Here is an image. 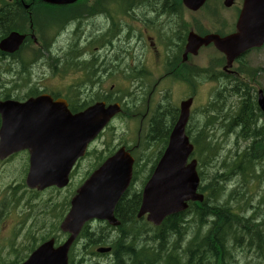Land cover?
<instances>
[{"label": "water", "instance_id": "1", "mask_svg": "<svg viewBox=\"0 0 264 264\" xmlns=\"http://www.w3.org/2000/svg\"><path fill=\"white\" fill-rule=\"evenodd\" d=\"M43 1L65 4L76 0ZM200 1L185 0V3L197 7ZM256 9L260 10L261 6L256 5ZM256 16L260 19V11H256ZM238 27L239 35L224 39L215 36L201 38L192 34L186 52L196 54L202 45L214 39L217 47L226 53L229 67L241 53L264 42V20L253 23V27L240 23ZM23 39L24 36L13 33L0 47L15 51ZM259 93V104L264 109V95L262 91ZM191 102L190 99L182 103V114L170 136L168 147L143 191L138 216L148 213V220L155 225H160L171 214L184 211L188 201L203 200V196L197 193V162L192 160L187 164L193 151V145L185 134ZM118 111L117 105L106 107L102 102L72 115L64 103L54 102L47 95L25 103L0 101V159L28 149L30 168L26 184L39 190L51 186L62 188L68 184L76 160L85 154L90 141ZM133 164V157L124 147L108 158L73 197L71 209L61 224V229L70 233L66 242L58 248L54 247V239L43 243L23 264H68L69 249L88 220L107 219L111 224L118 225L114 209L130 184ZM108 250L99 249L101 252Z\"/></svg>", "mask_w": 264, "mask_h": 264}, {"label": "flooded vegetation", "instance_id": "2", "mask_svg": "<svg viewBox=\"0 0 264 264\" xmlns=\"http://www.w3.org/2000/svg\"><path fill=\"white\" fill-rule=\"evenodd\" d=\"M245 1L203 0L193 8L184 0H78L61 5L39 0H0V36L14 28L18 31L25 25L30 27L35 20L45 22L49 18L51 29L55 31L48 42L46 67L50 77L72 68L85 70L88 74L85 82H92L98 91L104 89L106 82L109 90L145 91L150 92L149 97L153 92L170 91L175 87L195 93L202 85L199 77L202 64L195 60L199 54H184L190 34L201 37L213 34L220 38L236 34ZM64 33H70L65 40L74 34L76 39L66 43L64 52L57 53L56 47L60 48ZM204 49L211 50L205 63L213 77L209 82L215 83V88L232 86L230 75L237 71H225L226 56L214 43L202 46L200 51ZM262 49L264 46L247 51L234 64L238 66L246 56ZM23 56L24 53L21 59L26 63ZM18 64L20 68V60ZM34 66L29 63L30 69ZM20 71L24 75L29 70L22 66ZM0 74L2 79L10 77L6 82L11 80L10 86L17 73L12 77L7 66L0 64ZM114 75L123 81L124 87L108 84L105 76ZM28 81L31 79L27 76ZM29 83L22 86L27 87ZM150 110L148 103L147 113ZM161 127L158 130L161 131Z\"/></svg>", "mask_w": 264, "mask_h": 264}, {"label": "trees", "instance_id": "3", "mask_svg": "<svg viewBox=\"0 0 264 264\" xmlns=\"http://www.w3.org/2000/svg\"><path fill=\"white\" fill-rule=\"evenodd\" d=\"M232 94L240 98L238 110L231 113L230 109L233 107H228L224 114L220 113L215 118L217 120L222 117L225 130L230 133L219 141L203 127L199 137L193 139L197 145L204 146L207 158V162L201 159L197 149L200 168L214 171L211 176L204 177L201 185V191L206 194L205 200L202 203H191L185 212L169 216L160 227L148 230V224L140 223L136 217L141 204V192L135 191L131 196H124L117 206L116 214L122 221L115 229L118 233L112 235L114 228L108 226L90 231L88 225L82 234L84 248L90 246L93 249L111 239L109 243L113 248L112 258L104 264H232L233 261L237 263L236 252L244 247L257 254L264 252V194L256 205L251 206L252 201L246 198L247 191L243 188L245 181L242 179L249 170L261 176L257 174L256 164L262 161L264 155V130L260 131L257 124L258 116H264V113L253 102L254 96L250 92L237 89ZM218 101L223 105L227 104L225 100L223 103V99ZM256 110L261 114L255 113ZM210 115L208 112V116ZM159 116L165 114L161 113ZM160 126L163 127L161 131L158 130ZM164 130L165 125L158 121L153 130L154 135L152 133L150 138L163 135ZM232 137L237 149L234 152L229 149L226 154H221L226 151L224 144ZM159 140L165 142L167 139ZM243 141L247 145L241 149L239 142ZM143 156L137 163V175L147 172L145 165L140 163ZM220 156H224L221 161ZM150 172L151 169L147 174ZM235 176L239 183L230 189L227 182ZM143 180L146 182L147 175ZM58 223L59 221L53 224L51 230L42 234L40 239L33 236V241L25 246L26 252L17 253L14 258L16 262L25 259L39 242L52 236L59 237ZM83 251L82 254H72L71 264H99L86 260V251ZM5 261L7 260L3 259L0 252V264Z\"/></svg>", "mask_w": 264, "mask_h": 264}, {"label": "rangeland", "instance_id": "4", "mask_svg": "<svg viewBox=\"0 0 264 264\" xmlns=\"http://www.w3.org/2000/svg\"><path fill=\"white\" fill-rule=\"evenodd\" d=\"M48 22L43 23V27L46 30V40L49 41V36H53L54 32ZM70 34V33H68ZM68 34H63L61 37L60 48L56 47L57 53L65 51L66 43H70L71 40L76 39V34L72 35L69 40H65L68 37ZM74 41L72 42V44ZM79 46V50H80ZM31 53V50L30 52ZM40 53L35 54L38 55ZM68 55V54H66ZM211 56V50L204 49L200 51L198 57L195 59L197 63L205 66L208 58ZM46 61H49L48 58H45ZM84 62V59H81ZM244 62H247V65L254 68H259V84L264 88V49L259 52L246 56ZM56 73L54 76L50 77L49 70L46 68L34 67V73H30L32 77L31 82L28 84L24 92L33 89L34 87L39 86L41 89L50 90L56 94H70L76 100V93L80 92L82 98L85 100H91L97 94V91H92L91 84H87L85 80L87 79V73L85 70H76V69H66ZM16 72L12 73V77ZM95 76V75H94ZM206 74L201 75L202 85L198 89L197 99L194 103L195 114L193 122L196 121L198 124L204 122V118L201 116L202 110L210 102L211 93L215 89V83H210L206 78ZM105 80H108V84L116 83L118 87H124L123 81L117 78V75L114 76H105ZM125 92H128V89H125ZM109 87L104 84V89L100 90L99 95L103 96L108 93ZM180 88H173L170 92V98L168 102L171 105L180 103L181 97L187 93V91H182ZM149 92H146L148 95ZM166 93V92H163ZM138 97L141 96V91H137ZM233 101V99H232ZM167 103V101H166ZM177 105V106H178ZM231 105V102H229ZM146 98L143 99L142 103L138 106L137 111L130 113L129 116H124L119 120L114 121L112 127L108 129L103 138L96 142V148L98 151L110 150L113 146H118L122 141L128 143L131 147L136 144L138 135L143 137L147 131V123L145 122L141 125L140 121L142 119V114L145 111ZM207 121V120H206ZM192 122V123H193ZM163 123V122H162ZM164 124V123H163ZM193 128V127H192ZM195 131L194 133H196ZM220 141V138H216ZM241 149L244 148L247 144L239 142ZM225 150L221 154H226L227 150L232 149L233 152L237 149L235 145V140H227V143L224 144ZM161 147L159 141H154V144L151 148L143 150L141 148L137 149V153L141 156L143 153L145 155L142 157L141 164L145 165V169H149L153 164V159L157 157L158 150ZM161 150V148H160ZM135 151V154H136ZM96 156V154H95ZM94 156V157H95ZM93 157V158H94ZM224 156H220V161ZM149 160V161H148ZM27 158L25 154H18L10 158L7 161H0V252L3 259H14L17 256V253L24 254L26 252V247L31 241H33V236L40 239L42 234H47L53 224H56L57 221H60V216L62 214L61 204L66 197L70 196L73 193V187L70 190L57 191V190H47L41 194L34 195L25 187L21 186L24 184V178L26 176V166ZM88 167V163L83 162V164L78 169L77 175L74 177V181H80L82 176L85 173V169ZM214 171L212 169L206 170L204 175L207 177L211 176ZM140 179L136 183V189L141 188ZM233 181H228L227 185L230 189L235 187ZM20 186V187H18ZM249 194H253L259 189L256 183L249 182L247 185ZM249 196V195H247ZM71 197V196H70ZM69 197V198H70ZM256 205L257 202L252 203ZM250 214V213H249ZM65 213L63 214V216ZM58 223V226H59ZM60 231V229H59ZM59 237H62L63 233H59ZM144 238H141L143 241ZM230 240V238H229ZM85 243L84 239L78 241L76 252L81 253L82 245ZM12 245H14L12 247ZM25 249L23 250V248ZM15 249V250H14ZM111 257H91L92 262L105 263L110 261ZM237 263L233 261L232 264H264V258L259 256L254 250H248L247 247L239 249L236 252L235 257Z\"/></svg>", "mask_w": 264, "mask_h": 264}, {"label": "bare ground", "instance_id": "5", "mask_svg": "<svg viewBox=\"0 0 264 264\" xmlns=\"http://www.w3.org/2000/svg\"><path fill=\"white\" fill-rule=\"evenodd\" d=\"M240 230V229H239ZM242 230V229H241ZM247 230V229H246ZM241 234V233H240ZM226 237V236H225ZM231 240V239H230ZM234 240V239H233ZM239 243V242H238ZM216 244V243H215ZM128 245V244H127ZM161 247V246H160ZM230 248V247H229ZM159 249V248H158ZM209 252V251H207ZM217 254V253H216ZM214 255V254H213ZM213 257V256H212ZM227 257V256H226ZM215 259V258H214ZM217 264V263H216Z\"/></svg>", "mask_w": 264, "mask_h": 264}]
</instances>
